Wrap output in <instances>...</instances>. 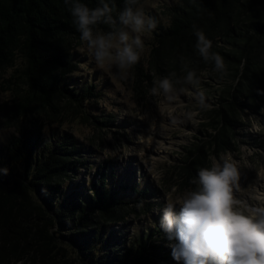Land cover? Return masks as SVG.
<instances>
[{
  "label": "rangeland",
  "instance_id": "374dc122",
  "mask_svg": "<svg viewBox=\"0 0 264 264\" xmlns=\"http://www.w3.org/2000/svg\"><path fill=\"white\" fill-rule=\"evenodd\" d=\"M140 3L147 17L157 15L168 25V9L179 0ZM141 38L145 45L141 59L127 79L118 78L114 66L98 67L85 42L76 45V67L66 79L73 84L71 88H94L95 96L82 109L87 119L64 99L58 103V111L40 109L28 118H13L5 105L17 102L26 89L15 78L24 62L18 59L13 67L0 70V161L11 137L22 132L32 135L41 150L59 142L69 144L72 170H68L70 177L63 193L55 200L87 205L92 185L104 173L108 186L124 203V218L120 221L112 223L93 214L88 224H81L74 214L75 222L56 226L55 236L70 248L61 264H117L123 252L141 241H147L151 253L159 256L156 264H177L169 246L177 241H170L160 227L162 211L167 204H173L179 212V202L186 192L195 189L191 181L197 178L200 168L210 166V157L219 160L224 156L237 167L240 187L235 196L242 202L241 210L264 206L260 198L264 197V82L258 84L261 90H256V95L246 91L242 94L238 90L246 87L240 76L232 78L228 69L222 76L214 65L202 64L200 59L190 67L181 57L152 54L156 47L154 30L143 33ZM255 61L258 77L264 80V54L256 55ZM185 66L196 71L201 81L198 87L178 85L185 90L171 99L152 93L155 82L164 77L173 81L183 77ZM141 71L148 78H138ZM226 90L241 96L234 115L238 123L230 128L227 144L217 145L214 137L223 124L214 129L212 116L214 111L227 109L226 104L219 103L222 96L231 101ZM201 92L208 107L200 104ZM194 161L195 168L183 170Z\"/></svg>",
  "mask_w": 264,
  "mask_h": 264
},
{
  "label": "trees",
  "instance_id": "16d2710c",
  "mask_svg": "<svg viewBox=\"0 0 264 264\" xmlns=\"http://www.w3.org/2000/svg\"><path fill=\"white\" fill-rule=\"evenodd\" d=\"M80 2L95 8L100 0ZM105 2L113 7L114 18L125 7V0ZM168 15V25L157 15L151 16L157 21L152 54L181 57L190 67L199 59L208 64L196 51L197 38L193 32L196 25L212 41L211 51L224 59L230 76H240L246 88L238 92L256 95L261 90L258 84L264 80L258 77L255 59L256 55L264 54V0H179L168 9ZM99 27L103 31L109 29L106 25ZM80 42V33L64 0H0V70L13 67L18 59L24 62L15 78L26 89L17 102L5 105L13 118H28L40 109L58 111V103L64 99L72 110L87 119L82 109L95 96L94 88H71L73 84L66 79L76 67L73 51ZM141 76L148 78L142 71L138 72V78ZM16 87L22 90L21 86ZM225 92L231 101L222 96L219 103L226 104L227 109L214 111L212 116L214 129L223 124L214 137L217 145L227 144L232 134L230 128L238 123L234 115L241 96ZM68 145L59 142L41 150L30 134L22 132L11 137L0 161V264H61L70 248L55 236L56 226L75 222L74 214L81 224H88L93 214L112 223L124 218L121 212L124 203L116 198L118 193L108 186L104 173L92 185L87 205L55 200L63 193L70 177L68 170H72ZM193 164L196 161L183 170L195 168ZM151 252L149 243L141 241L116 261L156 264L159 256Z\"/></svg>",
  "mask_w": 264,
  "mask_h": 264
},
{
  "label": "clouds",
  "instance_id": "9594fccd",
  "mask_svg": "<svg viewBox=\"0 0 264 264\" xmlns=\"http://www.w3.org/2000/svg\"><path fill=\"white\" fill-rule=\"evenodd\" d=\"M64 4L98 67L114 66L118 78L127 79L145 47L141 35L156 29V19L145 15L140 0H125L116 18L105 0L95 8L80 0H64ZM100 25L108 26L109 31H103ZM193 32L196 51L203 61L211 62L217 73L226 75L224 59L211 51L212 41L196 25ZM182 70L185 75L175 81L164 77L155 82L152 93L171 99L185 90L178 85H200L195 70L186 66ZM203 95L201 92L200 104L208 107ZM209 159L210 166L200 168L191 181L195 189L186 192L179 202V212L173 204L162 211L160 227L170 241H177L169 245L174 260L177 264H264V206L241 210L242 202L235 196L240 174L234 162L224 156Z\"/></svg>",
  "mask_w": 264,
  "mask_h": 264
}]
</instances>
